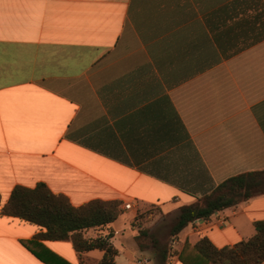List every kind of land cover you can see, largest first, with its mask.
Instances as JSON below:
<instances>
[{
  "label": "crops",
  "instance_id": "obj_1",
  "mask_svg": "<svg viewBox=\"0 0 264 264\" xmlns=\"http://www.w3.org/2000/svg\"><path fill=\"white\" fill-rule=\"evenodd\" d=\"M260 170L264 0H0V208L37 184L74 207L117 201L121 214L84 236L111 232L115 264H155L135 241L138 213L155 208L142 224L157 232L223 180ZM261 220L264 195L189 223L166 264L200 237L247 240ZM42 232L0 215V264H44L21 244ZM36 242L55 264L103 254Z\"/></svg>",
  "mask_w": 264,
  "mask_h": 264
},
{
  "label": "trees",
  "instance_id": "obj_2",
  "mask_svg": "<svg viewBox=\"0 0 264 264\" xmlns=\"http://www.w3.org/2000/svg\"><path fill=\"white\" fill-rule=\"evenodd\" d=\"M260 195H264V170L231 176L194 203L180 206L177 214L167 224V238L177 236L189 223L207 219L219 211L236 207ZM120 214V204L117 201L94 200L74 207L65 196L52 193L44 184H37L32 189L14 187L7 202L0 208L2 216L15 217L44 229L32 241L21 242L23 247L44 264H55V261L42 257L35 250L36 247L43 248L36 240L69 241L79 256L97 249L103 252L98 264H115L117 252L109 243L112 233L90 238L84 236L83 232L101 229ZM138 217L140 215L137 214L134 221ZM253 227L254 235L251 238L221 248L214 247L206 237H200L192 245L185 244L178 259L182 264H264V220L255 221ZM136 229L135 241L138 248H150L155 264H166L169 255L167 240H160L145 228L138 226ZM54 257L52 255L51 259L54 260ZM57 262L68 264L58 259Z\"/></svg>",
  "mask_w": 264,
  "mask_h": 264
},
{
  "label": "rangeland",
  "instance_id": "obj_3",
  "mask_svg": "<svg viewBox=\"0 0 264 264\" xmlns=\"http://www.w3.org/2000/svg\"><path fill=\"white\" fill-rule=\"evenodd\" d=\"M138 215H140V217H138V219H136V221H134L135 223V228L136 227H141L142 229H147V230H150L149 228H146V227H143V221L145 220H150L152 219L155 215H156V209L155 208H151V209H148L147 211L145 212H142V213H138ZM169 222H166L163 226V228L160 226L159 228L160 229H157V232L152 230V232L162 241L164 240H167V243H168V250H171L170 249V242H171V238H167V224ZM137 231V230H136ZM151 231V230H150ZM137 254L136 256H138V251H136Z\"/></svg>",
  "mask_w": 264,
  "mask_h": 264
},
{
  "label": "built area",
  "instance_id": "obj_4",
  "mask_svg": "<svg viewBox=\"0 0 264 264\" xmlns=\"http://www.w3.org/2000/svg\"><path fill=\"white\" fill-rule=\"evenodd\" d=\"M123 209H125V210H130V209H131V204H130V203H125V204L123 205Z\"/></svg>",
  "mask_w": 264,
  "mask_h": 264
}]
</instances>
